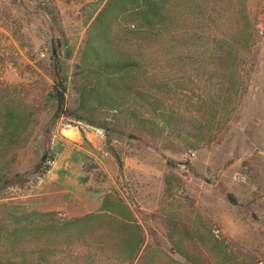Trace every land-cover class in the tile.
Instances as JSON below:
<instances>
[{
    "label": "rangeland",
    "instance_id": "374dc122",
    "mask_svg": "<svg viewBox=\"0 0 264 264\" xmlns=\"http://www.w3.org/2000/svg\"><path fill=\"white\" fill-rule=\"evenodd\" d=\"M217 1L173 11L137 44L144 0H0V228L27 219L8 237L23 255L0 237V264H264V0H248L242 50L239 1ZM99 38L116 55L141 49L143 69H101ZM224 52L237 54V95ZM54 55L68 76L58 119ZM44 155L50 170L35 173ZM37 213L73 226L46 230Z\"/></svg>",
    "mask_w": 264,
    "mask_h": 264
},
{
    "label": "trees",
    "instance_id": "16d2710c",
    "mask_svg": "<svg viewBox=\"0 0 264 264\" xmlns=\"http://www.w3.org/2000/svg\"><path fill=\"white\" fill-rule=\"evenodd\" d=\"M238 1L240 4V8L237 12V16L239 18L238 27H237L238 32H237L236 41H233L232 45L236 44L234 46H237L238 49L242 50L248 47L249 41L252 39V33L249 32V29L250 28L252 29L251 27L252 25L255 26L256 18L251 17L250 13L247 12L246 5L248 4V0H238ZM191 5L196 9L197 12L204 13V15H208V12L211 13V8H213L212 9L213 12L219 10L217 0H144V6L142 7V9L138 10V13H136V16L139 18L140 21L144 23V26H141L142 28L134 31V33L130 37H127V40L134 41L135 43L137 42L144 43L151 39L154 32L158 35H161V33H163V28L156 29V26H158L159 24L160 26L165 27L167 23L171 21V17L172 15H174L172 13L173 11H176L175 15L176 17H178V19L182 18L183 16L186 15V9H188L187 6H191ZM204 5L207 8L206 10L205 8H203ZM212 17L213 15L210 18L212 19ZM99 40L100 43H98L96 47L95 46L91 47V50L94 51L93 52L94 55L91 56H92V61L98 62V66L101 69L105 70L106 72L112 73L114 75H119L122 73L123 74L122 76L130 73L132 70L143 69V65L139 59L141 58V56L143 57V55L140 53L141 49L137 48L136 53H130L129 51H127V52H123L120 55H116L115 50L113 49L114 46L113 44L107 41H102L101 38H99ZM132 55H136V56L131 57ZM222 55H223L222 56L223 65L221 66V68L222 70H224L225 74H229V75L231 74L230 75L231 79L229 80V89H230L229 94L232 93L233 91V94L237 95L239 89V80L237 77L238 73H236L239 72V67L237 66L238 58L236 57L237 54L236 52H226V53L224 52ZM52 70L54 74L53 76L55 83L53 86V92L50 94V97L51 99L54 100L56 104L55 118L58 119V117L60 118L62 116H65L66 113L65 96L68 88L67 87L68 76L65 67L63 66V61L60 59L58 55H54L53 57ZM152 87L153 86H150L148 88H152ZM136 93L138 95H141L143 91ZM228 98L230 99V97H226L227 100H229ZM110 102L112 103L113 101L111 100ZM224 103H228V101ZM224 112H227L226 113L227 116L230 114L228 113V111H224ZM164 123L167 124L169 122H164ZM208 127L209 129L204 133V135H203L204 131H202V133H199L201 134V137H205L206 135L209 137L211 135L210 131H212L214 128L212 125H209ZM49 170L50 167L47 164V157L44 155L42 156L41 160L35 165L34 172L41 174V173H47ZM115 198L117 200L116 207H118V209L119 208L124 209V205H123L124 202L122 200V197H119L118 195ZM110 203H111L110 197H105V199L102 202L101 211H107ZM38 215L39 217L46 219L42 227L49 231H53V230L55 231L57 229V225H58V231L73 226L72 221H64V222L60 220L57 221L52 213H41ZM9 216L12 218L14 224L12 225V230L9 231H5L4 228H0V233H1L0 237H2V242H4V240H6V238L8 237H15V236L18 237L22 235L23 231H25V227H26L25 223L27 219L24 216V214L17 215L16 213H11L9 214ZM8 240H9L10 249L8 250V252L6 251L5 254L8 253L13 257H17V255H23V252H20L21 244L19 243V241L15 240L13 242L11 238H8ZM141 243H142L141 237H139L135 247L131 250V254L136 253V250L137 248L140 247Z\"/></svg>",
    "mask_w": 264,
    "mask_h": 264
},
{
    "label": "built area",
    "instance_id": "2783aa9c",
    "mask_svg": "<svg viewBox=\"0 0 264 264\" xmlns=\"http://www.w3.org/2000/svg\"><path fill=\"white\" fill-rule=\"evenodd\" d=\"M132 27H134V25H132ZM113 113H117L116 110H113ZM96 133L98 134L99 137H104V129L103 128H97L96 129ZM49 164H51V162L49 161ZM213 233L215 235L216 238H221V233L219 229H214ZM260 264H263L262 262H260Z\"/></svg>",
    "mask_w": 264,
    "mask_h": 264
}]
</instances>
